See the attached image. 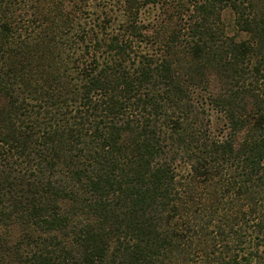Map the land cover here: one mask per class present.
I'll return each mask as SVG.
<instances>
[{
    "label": "trees",
    "instance_id": "trees-1",
    "mask_svg": "<svg viewBox=\"0 0 264 264\" xmlns=\"http://www.w3.org/2000/svg\"><path fill=\"white\" fill-rule=\"evenodd\" d=\"M0 264H264V0H0Z\"/></svg>",
    "mask_w": 264,
    "mask_h": 264
},
{
    "label": "rangeland",
    "instance_id": "rangeland-1",
    "mask_svg": "<svg viewBox=\"0 0 264 264\" xmlns=\"http://www.w3.org/2000/svg\"><path fill=\"white\" fill-rule=\"evenodd\" d=\"M212 118H213V128L214 129L221 128V121L217 119L216 113H212Z\"/></svg>",
    "mask_w": 264,
    "mask_h": 264
}]
</instances>
